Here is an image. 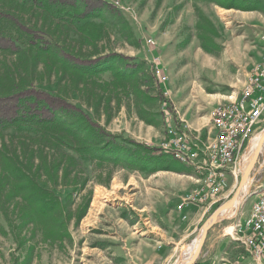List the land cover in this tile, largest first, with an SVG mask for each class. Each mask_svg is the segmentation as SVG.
Masks as SVG:
<instances>
[{"label": "rangeland", "instance_id": "obj_1", "mask_svg": "<svg viewBox=\"0 0 264 264\" xmlns=\"http://www.w3.org/2000/svg\"><path fill=\"white\" fill-rule=\"evenodd\" d=\"M101 1L118 13L101 6L95 16L79 20L33 0H0V12L38 30L48 43L33 42L0 16V34L19 47L0 49V94L31 86L48 90L108 134L66 113L48 127H0V264H158L160 250L171 254L163 264H172L244 174L249 145L235 173L227 175L228 188L221 193L230 190L228 196L196 224L188 215L190 208L196 215L199 204L177 208L197 188L192 168L161 144L177 115L189 125L196 121L205 133L210 111L233 99L228 96L239 93L262 61L264 0ZM59 51L79 59L111 56L79 67ZM161 95L169 103L164 105ZM263 129L264 115L256 133ZM248 183L237 202L247 213L264 186V144ZM38 188L51 190L61 202V223L51 209L37 207ZM234 210L219 219L235 218ZM26 215L59 234L43 237L38 226L24 222ZM219 219L192 264H200ZM243 219L239 214L232 224Z\"/></svg>", "mask_w": 264, "mask_h": 264}, {"label": "built area", "instance_id": "obj_2", "mask_svg": "<svg viewBox=\"0 0 264 264\" xmlns=\"http://www.w3.org/2000/svg\"><path fill=\"white\" fill-rule=\"evenodd\" d=\"M233 98L218 103L210 111L205 133L192 128L179 115L175 124L167 126V138L161 148L193 169L197 187L183 198L178 209L188 203L207 205L215 202L222 189L227 187V175L235 173L243 149L249 145L263 120L264 57L249 71ZM234 231L239 233L236 239L242 243L247 257L254 264H261L264 260V186L249 214L235 224Z\"/></svg>", "mask_w": 264, "mask_h": 264}, {"label": "trees", "instance_id": "obj_3", "mask_svg": "<svg viewBox=\"0 0 264 264\" xmlns=\"http://www.w3.org/2000/svg\"><path fill=\"white\" fill-rule=\"evenodd\" d=\"M35 5L42 9H49L51 7L58 8L59 10H67L69 16L74 19H87L95 16L101 6L112 9L115 13H118L116 9L109 5L108 3L102 2L101 0H33ZM100 4V6H98ZM231 5H229V8ZM1 17H5L13 22L19 29L24 31L26 34L30 35L35 42L39 40L42 42V46H48L47 41L43 39V37L33 28L27 27L22 24L16 17L10 15L8 13L0 12ZM45 44H44V43ZM19 47L15 43V41L11 38H8L2 34H0V49H10L17 50ZM65 59L77 65L79 67H88L92 66L105 58H109L111 53H107L104 55L97 56L91 59H79L70 54L63 53V51H59ZM113 55H116L115 53ZM117 56L130 61L131 57L118 54ZM128 65L136 66L134 63H126V67ZM161 100L166 104L169 103L166 99H164L161 95ZM61 113L70 114L73 117H77L82 119L90 128L97 130L98 133L104 134L102 128L91 120V118L83 112L82 109L75 106L72 103L66 101L60 95H56L48 90L42 88L35 87H25L21 89H17L11 91L6 94H0V127H12L18 125H32L38 124L42 127H48L51 124H55V120H59L63 115ZM56 123H63L56 122ZM108 136V134H104ZM110 136V135H109ZM138 146L145 147L144 145L134 142ZM146 148V147H145ZM52 199V203H51ZM36 201L38 202L37 207L40 209H51V216H54L57 221L55 223H61V219H63V207L59 199L56 198L54 193L50 190L47 191L44 188H38V192L36 194ZM31 206V204H29ZM27 206H25L26 208ZM25 223H33L34 226H38L42 236L44 237L48 233V237L55 236L59 234L60 231L53 230L49 225H45L43 221H37L35 218L30 215L25 216ZM49 229L52 231L49 232Z\"/></svg>", "mask_w": 264, "mask_h": 264}, {"label": "crops", "instance_id": "obj_4", "mask_svg": "<svg viewBox=\"0 0 264 264\" xmlns=\"http://www.w3.org/2000/svg\"><path fill=\"white\" fill-rule=\"evenodd\" d=\"M230 97H235V96H228V98ZM190 126L194 129H199V127L198 128L196 127L197 126L196 121H192V124H190ZM190 171L191 173H193L192 169H190ZM190 177L193 178L194 181L193 174ZM194 186H196V183L194 184ZM229 193L230 190H228V192L225 194L221 193L217 197V200L215 202L213 201L211 204H207L203 206L200 205V208L198 210L199 213L197 212L196 215H194L196 213L195 210L193 208H190V212L188 211L189 212L188 216L190 217L195 216L193 220L194 223L197 224L199 221L202 220V218L205 216L207 211L215 205V203L222 201L225 197L228 196ZM229 210H234L235 218L232 219L231 215L230 216L226 215L225 217H221L219 219L218 221L219 228L217 229L215 235L212 238L208 239L206 250L203 252L201 256L202 259L200 261V264H242L247 261L246 251L240 240L236 239V237L239 236V233H236L234 231L235 225L232 224V221H234L235 223V219L239 216V214L241 216H244L245 218L249 213L245 211V207H243L242 205L239 207L237 203H235L231 208H229ZM241 249L245 251L244 256H243V251ZM170 255L171 254L169 252L160 250L158 253V258H159L158 264L161 263L163 264L164 260L166 259L168 260L170 258Z\"/></svg>", "mask_w": 264, "mask_h": 264}, {"label": "bare ground", "instance_id": "obj_5", "mask_svg": "<svg viewBox=\"0 0 264 264\" xmlns=\"http://www.w3.org/2000/svg\"><path fill=\"white\" fill-rule=\"evenodd\" d=\"M263 144H264V129L262 131L257 132L253 136V138L250 141L247 152L244 154V159H243L244 164H242V168L244 170V173H246V171L248 170L249 165L252 162L253 157L255 156V153L262 149ZM248 161H249V163H248ZM247 163H248V165H247ZM248 185H249L248 179H246L245 181L242 182L235 203L238 202L239 195H241L242 192H245L247 190ZM228 210L229 209L224 210L223 212H221L220 215H222L224 212H227ZM200 238H201V232L192 242L188 243L186 245V247L183 246L181 248L179 258H177V260H175L172 264H186L187 262H189L196 255V253L198 251V247L200 244Z\"/></svg>", "mask_w": 264, "mask_h": 264}, {"label": "water", "instance_id": "obj_6", "mask_svg": "<svg viewBox=\"0 0 264 264\" xmlns=\"http://www.w3.org/2000/svg\"><path fill=\"white\" fill-rule=\"evenodd\" d=\"M259 151H257L255 153V156L253 157L252 162L250 163L248 170L241 177L240 183L236 187V189H235L233 195L231 196V198H229L227 201H225L222 204H220L212 212V214L209 216L208 220L206 221V223L203 226L202 231H201V238H200V244H199V247H198V251H197L196 255L189 262H187L186 264H192V263H194V261L196 260L198 254L200 252V249H201V246H202L203 241L205 239V236H206L207 231L213 226V224H215L217 222V220L219 219V215L221 214V212H223L226 209L231 208L235 204L236 199H237V196H238V193H239V190H240V186H241V184H242L243 181H245L246 179H248V176L250 174V170L252 169V167H253V165H254V163L256 161V158H257V155H258Z\"/></svg>", "mask_w": 264, "mask_h": 264}]
</instances>
